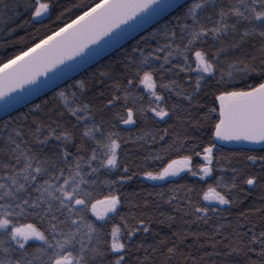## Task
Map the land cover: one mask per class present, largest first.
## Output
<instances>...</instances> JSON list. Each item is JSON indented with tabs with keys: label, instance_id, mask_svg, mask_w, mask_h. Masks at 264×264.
I'll return each instance as SVG.
<instances>
[{
	"label": "snow or ice",
	"instance_id": "snow-or-ice-1",
	"mask_svg": "<svg viewBox=\"0 0 264 264\" xmlns=\"http://www.w3.org/2000/svg\"><path fill=\"white\" fill-rule=\"evenodd\" d=\"M74 7L75 18L58 31L32 44L21 38L0 59V113L6 117L0 119V264H132V256L135 264H157V255L159 264H173L178 255L183 260L177 264L234 255L243 256L244 264H264V223H249L251 215L264 220V205L242 208L235 168L230 185L217 177L206 189L182 185L171 188L167 199L159 194L195 231L177 229L161 237L152 231L151 217L121 211L138 206L140 193L121 189L141 173L149 181L183 172L204 181L217 169L227 171L219 167L224 157L217 141L264 145V0H93ZM51 8L41 0H0V31L11 37L25 17L28 24H42ZM101 61L106 63L90 71ZM106 81L112 95L105 103ZM209 81L218 111L193 114L190 109L205 107L198 98ZM91 85L99 89V108L85 98ZM140 87L146 102L134 94ZM48 93L53 107L47 98L31 99ZM173 96L189 107L173 103ZM121 101L115 120L147 124L151 113L154 130L135 139L112 131L115 123L106 130L103 112ZM65 117L73 119L74 129L83 128L81 142L67 131ZM171 119L176 123L158 127ZM120 141L143 152L135 168L120 158ZM173 153L179 158L165 164ZM193 156L203 161L198 170ZM247 160H259L260 171L243 183L264 191V155ZM104 187L108 191L101 195ZM232 208L239 210L235 221L223 215ZM161 216L160 224L175 225L176 215ZM141 233L151 234L153 243L138 240ZM188 239L202 254L185 255L181 245Z\"/></svg>",
	"mask_w": 264,
	"mask_h": 264
},
{
	"label": "trees",
	"instance_id": "trees-1",
	"mask_svg": "<svg viewBox=\"0 0 264 264\" xmlns=\"http://www.w3.org/2000/svg\"><path fill=\"white\" fill-rule=\"evenodd\" d=\"M41 2L44 3H51L52 8L50 10V18H46L43 20V23H32L28 24L25 21L28 19V17H25L24 20L19 21L18 23L22 24L23 27L16 31L11 37H8L6 33H2L0 31V59H2L5 55H11L14 49L11 47L12 44L15 43V41L23 38L24 43L32 44L33 42H39L40 39L45 38L46 35H51L54 31H58L59 27H63L64 23L70 22L71 19L75 18L74 13L78 12V8L75 6H84V5H91L93 3V0H41ZM68 9H72L71 12L68 11ZM151 31V29H149ZM139 39V37H137ZM5 40L8 41L7 44H5ZM132 43H135V41H132ZM125 48H130V44H126ZM115 55V54H113ZM109 59H112V57H109ZM193 67H195V62L193 58ZM106 63V61H101L100 65H95L93 69L90 71L95 70L96 68H99L101 65ZM87 75V74H85ZM80 77H77L79 79ZM183 74H181L180 79H183ZM111 81H106L105 84L102 86L104 91V102L106 103L107 99L110 98L112 95V91L110 88ZM92 91L86 93V100L90 103L91 107L99 108L101 106V101L97 100L95 96L98 94L99 89L95 85H91ZM216 89L214 87V81H209L208 85L205 86L204 90L199 96V103L204 105L205 107L203 109H190L193 114H196L199 112L200 115H203V113L207 112L209 108L216 107L218 111V103L214 100V93ZM134 94L141 95L143 94L145 96V102L147 100V94L144 93V90L142 87L134 90ZM52 93H48L47 97L42 96L41 98L34 101V103H42L44 99H49V107H53L55 105V102L52 101ZM167 95V94H166ZM172 102H179L185 107H189L187 105V102L185 101H179L177 97L173 96ZM123 101L118 103L111 111L105 110L102 114V119L105 122L104 126L105 129L108 130L109 123H115L116 127L111 129L112 131H117L120 133L122 137H129L131 136L133 139H135L137 136L142 135L144 131H151L154 130V125L152 123V120L155 119L151 116V113L148 114L150 117L147 124H145L143 121H139L138 125L136 126H126L121 124L119 121L114 119V116L118 114L121 110V105ZM31 106V105H30ZM129 107H134L135 105L131 100L128 102ZM169 107H171V103L169 104ZM22 111H27V109H22ZM215 116V114H213ZM6 118V117H4ZM2 118V119H4ZM73 119L71 117H65V125L67 128V131L70 132L77 143L81 142V136H82V127L73 128ZM101 122V114L97 113V123ZM176 123L174 119L168 120L167 124H164L161 122L158 127L164 128L169 127V125H172ZM177 131L183 132V129L180 128V126L177 124ZM190 134L194 133V130L189 129ZM195 135H200L199 133H195ZM209 136L207 132H205L203 136V140L205 143L209 140ZM122 143V150L120 152V158L127 162L128 166L130 168H135L137 164L141 162L140 157L143 155V152H137L136 151V145L133 143H123V141H120ZM195 142V141H190ZM55 143V142H53ZM85 143H88L85 138ZM254 146H246V145H228L225 147H219L220 153L223 154L224 159L222 160V163L219 167L226 168L227 171L221 172L218 169L214 171L213 175L211 177H208L204 181H201L197 177L184 175L181 176L178 179L175 180H169L163 184L160 185H153L146 183L142 180V173L140 175H137L133 178L131 182H129L127 185L124 186L121 190L124 192L132 193V192H139L140 196L134 200V203H136L137 207H125L121 211L124 214H131L135 213L137 217H143L145 220H147L149 217L152 218V223L150 224V227L152 228L153 232H159L161 237L164 236H171L172 232L177 229H185V228H191L192 231L196 230V226L194 225H185L183 221L180 219L179 215L174 213L172 208L165 204L161 198L160 193L164 192L165 199H167V194L171 188L179 189L182 185H187L188 187H193L197 190L200 189H206L209 184L215 186L217 177H220L223 179L225 184H231L232 183V176L234 173L232 172V168H235L237 170L238 178L236 180L237 183V189L235 191V196L239 197L241 200H243L242 208L247 210L251 209L253 207H260L261 205H264V200H261V196L264 195V191H261L259 187L252 189L248 185L243 183V179L247 178V175L255 174L260 171V161L258 160L255 165L252 164L251 161L247 160L248 155H257L261 156L264 155V148H253ZM73 152L75 151V148L71 149ZM179 156L175 153L170 154L169 159H166L164 163L166 164L169 162L170 159H178ZM230 161V162H229ZM202 165L200 159L198 157L193 156L192 160V167L194 170H198V168ZM155 167V166H153ZM101 179L107 178V175H103L100 177ZM223 192V189H219ZM108 191L107 187H104L102 190L101 195L105 194ZM149 193L151 195L149 196ZM247 193V195H245ZM203 193L200 192V195ZM193 199H198L197 194L194 192ZM147 198V207L144 206V200ZM220 207V206H217ZM226 207V206H225ZM238 209L232 208L228 211H224L223 215L227 217L228 219L235 221L238 216ZM164 214V216L167 215H176L177 220L175 225L170 229L167 224H160L158 221L162 219L163 217L161 214ZM94 219V218H93ZM119 221V217H117V222ZM27 222V221H25ZM132 222V221H130ZM227 222V221H224ZM255 222L257 226L261 223H264V220L261 219L259 215H251L249 219V223ZM201 228L204 226L201 225ZM206 230V229H205ZM146 236V238H145ZM138 240L143 239L145 245H149L153 243V237L151 234H143L141 233L137 237ZM193 241L191 239H188L184 241V243L181 245L185 255L188 253L192 254H202L203 250L199 249V247L193 248ZM207 251H211V249H207ZM143 256V253L140 254ZM255 258V257H253ZM132 264H135L136 257L132 256ZM155 260L157 261V264H159L160 257L157 255L155 257ZM183 256H177L173 264H177V262L182 261ZM227 261V264H244V257L243 256H232L229 258L224 257H211L209 260V264H211V261Z\"/></svg>",
	"mask_w": 264,
	"mask_h": 264
},
{
	"label": "rangeland",
	"instance_id": "rangeland-1",
	"mask_svg": "<svg viewBox=\"0 0 264 264\" xmlns=\"http://www.w3.org/2000/svg\"><path fill=\"white\" fill-rule=\"evenodd\" d=\"M218 147H225V146H228L229 144H227L226 142H222V141H217L216 142ZM254 147L253 148H264V145H260V144H255L253 145ZM200 159V158H199ZM201 163L203 164V161L200 159ZM184 175H189V176H192L190 173H187V172H183L180 174V176L178 177H170L164 181H149V180H144L143 177H142V180L145 181L146 183H149V184H153V185H160V184H163L169 180H175V179H178L180 178L181 176H184ZM198 179L199 177L196 176ZM208 177H206L205 179H207Z\"/></svg>",
	"mask_w": 264,
	"mask_h": 264
},
{
	"label": "water",
	"instance_id": "water-1",
	"mask_svg": "<svg viewBox=\"0 0 264 264\" xmlns=\"http://www.w3.org/2000/svg\"><path fill=\"white\" fill-rule=\"evenodd\" d=\"M127 43H125L126 45ZM43 95H41L39 98H41ZM33 101L37 100V98L32 97ZM19 107V106H17ZM4 118L3 113H0V119ZM229 145H246V146H253L252 144H248L246 142H229Z\"/></svg>",
	"mask_w": 264,
	"mask_h": 264
},
{
	"label": "flooded vegetation",
	"instance_id": "flooded-vegetation-1",
	"mask_svg": "<svg viewBox=\"0 0 264 264\" xmlns=\"http://www.w3.org/2000/svg\"><path fill=\"white\" fill-rule=\"evenodd\" d=\"M227 144H229V142H226Z\"/></svg>",
	"mask_w": 264,
	"mask_h": 264
}]
</instances>
